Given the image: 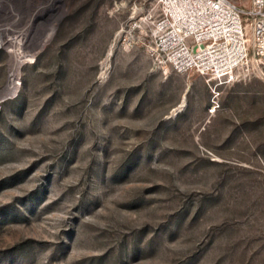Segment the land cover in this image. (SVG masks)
Listing matches in <instances>:
<instances>
[{
  "label": "rangeland",
  "instance_id": "1",
  "mask_svg": "<svg viewBox=\"0 0 264 264\" xmlns=\"http://www.w3.org/2000/svg\"><path fill=\"white\" fill-rule=\"evenodd\" d=\"M15 1L0 264H264V68L225 83L157 67L120 37L150 0H30L22 20Z\"/></svg>",
  "mask_w": 264,
  "mask_h": 264
},
{
  "label": "built area",
  "instance_id": "2",
  "mask_svg": "<svg viewBox=\"0 0 264 264\" xmlns=\"http://www.w3.org/2000/svg\"><path fill=\"white\" fill-rule=\"evenodd\" d=\"M129 10L120 37L159 68L225 83L249 80L264 68V0L248 7L234 0H150Z\"/></svg>",
  "mask_w": 264,
  "mask_h": 264
},
{
  "label": "bare ground",
  "instance_id": "3",
  "mask_svg": "<svg viewBox=\"0 0 264 264\" xmlns=\"http://www.w3.org/2000/svg\"><path fill=\"white\" fill-rule=\"evenodd\" d=\"M10 1V0H9ZM26 1V4H24V2ZM25 1H23V0H20V1H15V4H8L7 5V12L8 13H11L10 14V17H15V18H18V19H20V20H22L23 18L25 19V18H27L28 16H30V8L32 7L31 6V3H30V0H25ZM4 3H6V2H4ZM3 3V4H4ZM7 4V3H6ZM39 6H40V4H38ZM39 8V7H38ZM32 14V13H31ZM11 18V19H12ZM31 19V18H30ZM15 20V19H14ZM12 21V20H11ZM18 22V21H17ZM22 22V21H21ZM20 22V23H21ZM16 24V23H15ZM25 23H23V25H24ZM18 25V24H17ZM9 26V25H8ZM12 27V26H11ZM13 27H15V26H13ZM26 33V32H25ZM18 38H20V37H18ZM24 39V38H23ZM14 69L15 70H19V63H17V66H14Z\"/></svg>",
  "mask_w": 264,
  "mask_h": 264
}]
</instances>
